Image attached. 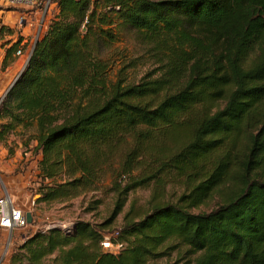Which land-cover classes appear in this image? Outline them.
Returning a JSON list of instances; mask_svg holds the SVG:
<instances>
[{
  "label": "trees",
  "instance_id": "obj_1",
  "mask_svg": "<svg viewBox=\"0 0 264 264\" xmlns=\"http://www.w3.org/2000/svg\"><path fill=\"white\" fill-rule=\"evenodd\" d=\"M51 6L0 101V145L12 137L38 158L37 203L105 189L113 208L98 228L78 222L70 233L29 234L8 264H151L174 252L184 264H264V0ZM126 34L143 56L110 52ZM20 43L5 50L3 69L26 50ZM144 63L152 68L129 78L126 71ZM176 180L185 190L164 202ZM151 184L146 210L123 216L112 240L119 253L104 254V229L131 192ZM222 188V205L192 212ZM101 203L88 202L87 212Z\"/></svg>",
  "mask_w": 264,
  "mask_h": 264
},
{
  "label": "rangeland",
  "instance_id": "obj_2",
  "mask_svg": "<svg viewBox=\"0 0 264 264\" xmlns=\"http://www.w3.org/2000/svg\"><path fill=\"white\" fill-rule=\"evenodd\" d=\"M2 8L5 11H11L14 9V7L7 5L0 6V9ZM53 9L54 6L49 7L46 14L37 10V25L35 27L34 37H32L34 41L46 29L48 20H50L54 11ZM110 52H119V57H121V54L126 55L128 60L129 58H139L143 56V49L136 42L134 35L132 34L124 35L119 42L113 44ZM143 61L144 60L141 62ZM121 64V61H117L115 67H113V70L110 73L111 79H114V76L117 70L121 67ZM24 66V61L21 60L17 73L22 71ZM151 68L150 63H144L128 69L126 73L129 78L138 80L147 70ZM11 140L12 137H9L6 146L1 144L6 150L7 159H12V156H14L18 149L16 145L11 143ZM9 150H12V153H10ZM23 151L22 159L16 158V161L13 163L14 165L18 164L17 167L13 169L9 168L10 175L15 176L20 182L12 187H5L7 193L14 201L15 207L20 209L24 215L26 213H30L32 220L26 228L14 229L11 232L4 230L2 232L4 236L2 239H4L5 245L2 249V255H0V264H8L13 248L17 244L21 243L29 234L37 231H46L52 227H57L65 233H70L74 232L75 224L78 222H87L98 228L99 225L107 220L113 208L114 194L105 191V189L100 190L99 192H91L86 196H81L64 202L37 203L39 199V195L36 192L39 182L36 168L38 158L28 150L23 149ZM2 181L6 183L4 178ZM106 187H109L108 182H106ZM154 189V185L151 184L148 188H140L131 192L128 195L127 203L125 204L122 212L117 216L113 224L104 229L105 231L102 232L104 238L112 240L116 237V232L120 229L123 216L129 208L134 209L136 213L145 211L148 207L149 200L152 198ZM184 190L182 181L176 180L166 185L164 192L161 193L160 199L164 202H175ZM223 192H225L224 188L214 192L203 205L192 212L208 213L216 209L223 203ZM94 199H100L102 201L101 205L98 206L96 211L87 212L86 208L88 202ZM179 257L180 256L174 252L170 257L157 260L151 264H184V259H179Z\"/></svg>",
  "mask_w": 264,
  "mask_h": 264
},
{
  "label": "crops",
  "instance_id": "obj_3",
  "mask_svg": "<svg viewBox=\"0 0 264 264\" xmlns=\"http://www.w3.org/2000/svg\"><path fill=\"white\" fill-rule=\"evenodd\" d=\"M20 16L26 18V22L21 25L18 24ZM37 19L38 13L36 11H29L15 7L11 11H5L3 8L0 9V29L2 28V33L0 34V101L21 72L19 71L17 73L20 61L23 60L25 65L28 60L32 46L35 42L32 37H34L35 34ZM18 40L21 42L19 47L25 45L26 50L22 54H13L9 57L7 59L6 67L3 69L2 66L5 58V50ZM12 157V159H7L6 150L0 145V195L6 190L5 186L12 187L20 182L15 176L10 175L9 168L13 169L17 167L18 164L14 165L13 163L16 161V158L22 159L21 149H17ZM3 178L6 183L2 181ZM3 231L4 230L0 229V255H2V249L5 245L4 239H2L4 237L2 234Z\"/></svg>",
  "mask_w": 264,
  "mask_h": 264
},
{
  "label": "built area",
  "instance_id": "obj_4",
  "mask_svg": "<svg viewBox=\"0 0 264 264\" xmlns=\"http://www.w3.org/2000/svg\"><path fill=\"white\" fill-rule=\"evenodd\" d=\"M51 2L52 0H0V6L7 5L36 12L39 10L46 14L48 8L51 7ZM24 22H26V18L20 16L18 24L21 25ZM27 225L25 215L15 207L11 196L4 190L0 195V229L11 232L14 229L26 228ZM112 240L103 238L101 246L102 248L112 247L115 250L114 254H118L122 245L114 244Z\"/></svg>",
  "mask_w": 264,
  "mask_h": 264
},
{
  "label": "water",
  "instance_id": "obj_5",
  "mask_svg": "<svg viewBox=\"0 0 264 264\" xmlns=\"http://www.w3.org/2000/svg\"><path fill=\"white\" fill-rule=\"evenodd\" d=\"M17 78L18 77H16V79L14 80V82L12 83V85L16 82ZM25 218H26L27 223L30 224L31 223V220H32L31 214L30 213H26L25 214ZM102 251H103L104 254H107V255H114V252H115V250L112 247L103 248Z\"/></svg>",
  "mask_w": 264,
  "mask_h": 264
}]
</instances>
